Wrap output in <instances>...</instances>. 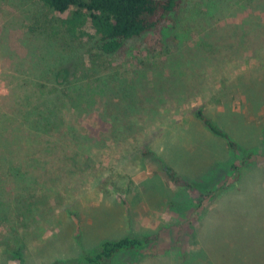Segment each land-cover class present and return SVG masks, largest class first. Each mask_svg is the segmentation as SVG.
Masks as SVG:
<instances>
[{"label": "rangeland", "instance_id": "1", "mask_svg": "<svg viewBox=\"0 0 264 264\" xmlns=\"http://www.w3.org/2000/svg\"><path fill=\"white\" fill-rule=\"evenodd\" d=\"M66 15L38 0H0L5 110L14 96L50 86L42 70L57 53L102 77L86 109L63 113L68 135L45 139L50 154L43 144L29 155L32 147L0 140V264L64 261L104 240L149 233L150 244L110 264H264V0H183L161 52L94 56L96 69L87 68L94 46L86 34L50 33ZM198 108L237 149L194 115ZM58 144H67L69 162ZM37 159L33 176L13 178ZM162 163L191 187L173 184Z\"/></svg>", "mask_w": 264, "mask_h": 264}, {"label": "trees", "instance_id": "2", "mask_svg": "<svg viewBox=\"0 0 264 264\" xmlns=\"http://www.w3.org/2000/svg\"><path fill=\"white\" fill-rule=\"evenodd\" d=\"M50 11L67 12L64 17L55 18V24L50 27V33L66 34L75 39L76 36L86 34L93 42L94 52H90L89 68L97 66L99 55L127 56L130 52L140 49L150 56L161 52L165 47L163 36L164 27L173 26L175 19L173 13L180 9L183 0H38ZM89 28L91 32L82 30ZM97 51V52H96ZM137 53V52H135ZM63 52L54 55L53 64L42 70V76L50 83L43 82L32 92L21 95L11 104L12 111L5 110L0 100V137L1 142L11 145L17 150L21 147H32L30 154H35L36 149L45 139H53L56 136L64 137L73 128L69 120L62 118L63 113L70 108L82 110L87 108L93 101L90 98L91 89L99 85L102 77L90 79L83 66L71 65L66 61ZM79 73L81 78L77 77ZM84 76V77H83ZM95 90L92 91L94 93ZM89 96V97H88ZM84 106V107H83ZM194 115L208 127L213 133L223 136L228 147L237 149L238 144L230 138L227 132L220 127L211 117L204 115L200 108L196 109ZM117 127H120L118 124ZM12 132L14 135H10ZM50 141L44 149L50 154L54 146ZM67 145V144H66ZM66 145L58 144L60 159L69 162L72 156ZM140 154L143 157L151 156L152 151L148 147H141ZM57 156V155H55ZM251 157V151H246L244 160ZM26 159V158H25ZM27 160V159H26ZM37 162L32 163V168L17 166L13 168L14 179H22L33 176ZM243 161H241V164ZM162 163L168 179L176 186L191 187L192 182L178 175L174 168ZM239 164L233 168H238ZM128 183H130L128 181ZM224 185V184H222ZM220 185V186H222ZM218 186V187H220ZM218 192V189H209L200 197H209ZM3 200L0 198V209ZM79 234L77 233V237ZM154 233L129 234L119 238L101 241L95 250H84L79 253L65 257L64 261L53 260L46 264H110L111 258L118 252L136 251L150 244ZM20 247L17 246L12 252L16 259H20Z\"/></svg>", "mask_w": 264, "mask_h": 264}]
</instances>
